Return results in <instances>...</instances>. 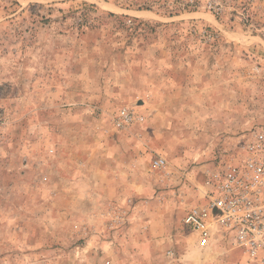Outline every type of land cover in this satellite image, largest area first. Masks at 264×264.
<instances>
[{
	"label": "rangeland",
	"instance_id": "obj_1",
	"mask_svg": "<svg viewBox=\"0 0 264 264\" xmlns=\"http://www.w3.org/2000/svg\"><path fill=\"white\" fill-rule=\"evenodd\" d=\"M260 132L264 0H0V264H254L182 218Z\"/></svg>",
	"mask_w": 264,
	"mask_h": 264
},
{
	"label": "built area",
	"instance_id": "obj_2",
	"mask_svg": "<svg viewBox=\"0 0 264 264\" xmlns=\"http://www.w3.org/2000/svg\"><path fill=\"white\" fill-rule=\"evenodd\" d=\"M260 156L252 174H228L216 193L207 194L204 205L192 206L183 225L198 235L197 244L214 242L213 227L233 229L238 246L254 264H264V132L257 135ZM257 188L252 190L251 187ZM252 192L256 195L253 199Z\"/></svg>",
	"mask_w": 264,
	"mask_h": 264
}]
</instances>
